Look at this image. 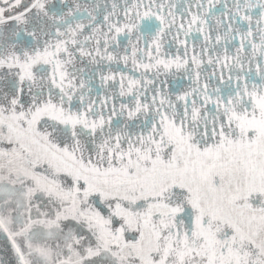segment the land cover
<instances>
[{
	"label": "snow or ice",
	"instance_id": "6c2138e0",
	"mask_svg": "<svg viewBox=\"0 0 264 264\" xmlns=\"http://www.w3.org/2000/svg\"><path fill=\"white\" fill-rule=\"evenodd\" d=\"M0 264H264V0H0Z\"/></svg>",
	"mask_w": 264,
	"mask_h": 264
}]
</instances>
